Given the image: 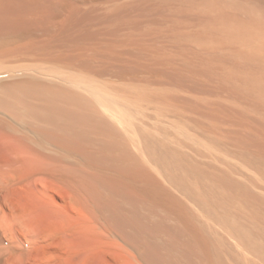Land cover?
I'll list each match as a JSON object with an SVG mask.
<instances>
[{
  "label": "bare ground",
  "instance_id": "obj_1",
  "mask_svg": "<svg viewBox=\"0 0 264 264\" xmlns=\"http://www.w3.org/2000/svg\"><path fill=\"white\" fill-rule=\"evenodd\" d=\"M0 217V264H264V0H0Z\"/></svg>",
  "mask_w": 264,
  "mask_h": 264
},
{
  "label": "clouds",
  "instance_id": "obj_2",
  "mask_svg": "<svg viewBox=\"0 0 264 264\" xmlns=\"http://www.w3.org/2000/svg\"><path fill=\"white\" fill-rule=\"evenodd\" d=\"M15 223L22 229L26 236L35 234L34 229L25 221L17 220ZM11 227L12 224L8 222L6 217H0V229H10Z\"/></svg>",
  "mask_w": 264,
  "mask_h": 264
}]
</instances>
